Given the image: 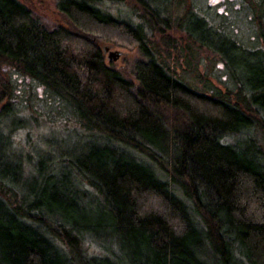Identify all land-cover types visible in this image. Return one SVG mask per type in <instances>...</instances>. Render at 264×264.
<instances>
[{
	"label": "trees",
	"instance_id": "1",
	"mask_svg": "<svg viewBox=\"0 0 264 264\" xmlns=\"http://www.w3.org/2000/svg\"><path fill=\"white\" fill-rule=\"evenodd\" d=\"M133 2L123 16L124 0H56L62 21L50 25L0 0V264H264V68L240 78L224 52L240 42L199 39L228 76L223 89H196L151 42L195 14L172 22L176 0ZM88 34L137 49L133 75ZM17 76L43 86L85 138L58 169L43 154L21 160L1 131Z\"/></svg>",
	"mask_w": 264,
	"mask_h": 264
},
{
	"label": "rangeland",
	"instance_id": "2",
	"mask_svg": "<svg viewBox=\"0 0 264 264\" xmlns=\"http://www.w3.org/2000/svg\"><path fill=\"white\" fill-rule=\"evenodd\" d=\"M20 1L27 4L45 23L50 25L61 23L62 15L56 7V0ZM176 2L178 8L171 13L172 22L190 11L195 14L192 15L194 20L188 22L182 29H177L172 23L173 27L165 30L166 44L162 43V38L158 34H155L151 41L155 44L153 50L158 59L163 61L174 75L198 90L207 89L206 87L223 89L228 74L222 69V58L215 49L199 42V39L210 42L212 40L213 46H220L221 38H217L218 35L240 42L239 49L231 50L230 43H227L225 47L228 49L224 50L225 53H229L228 59L232 62L230 65L240 78H248L253 68L258 65L264 68V57L258 56L256 60H252L247 55L250 47L264 45V0H176ZM124 3L126 5H121L119 12L126 16L128 11H132L134 2L124 0ZM199 15L212 23V30H218L220 33L212 35L208 30L204 31L203 27L201 29L204 21ZM87 39L91 42L98 41L102 49L105 46L110 47L108 51L103 50L108 61H111L108 59L109 51H120V57L112 62L120 69L124 68L128 75H133L135 62L143 57L137 49L129 50L104 43L94 34H88ZM242 61L244 65L236 68L234 62ZM6 70L7 68L1 65L0 72ZM16 81L21 82L15 84L14 112L2 118L1 131L10 137L13 149L17 154H21V160H28L33 164L39 155L43 154L58 169L59 164L64 162L63 159L72 151V147L75 144L79 145L85 138L81 135L80 129L65 127V124L59 121L56 112L60 107L55 104L54 97L46 94L43 86L20 76H17ZM50 102L53 105L49 104ZM61 111L62 115L63 112L70 113L65 104Z\"/></svg>",
	"mask_w": 264,
	"mask_h": 264
},
{
	"label": "water",
	"instance_id": "3",
	"mask_svg": "<svg viewBox=\"0 0 264 264\" xmlns=\"http://www.w3.org/2000/svg\"><path fill=\"white\" fill-rule=\"evenodd\" d=\"M110 47L108 46H105L103 48L104 51H108ZM121 55V52L120 51H109V54H108V59L111 60V61H115L118 59V57H120Z\"/></svg>",
	"mask_w": 264,
	"mask_h": 264
}]
</instances>
